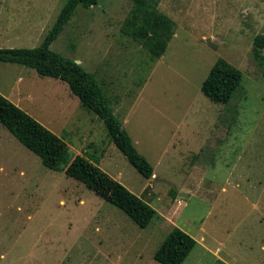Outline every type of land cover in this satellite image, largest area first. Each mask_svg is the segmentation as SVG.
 Listing matches in <instances>:
<instances>
[{
  "label": "rangeland",
  "instance_id": "rangeland-1",
  "mask_svg": "<svg viewBox=\"0 0 264 264\" xmlns=\"http://www.w3.org/2000/svg\"><path fill=\"white\" fill-rule=\"evenodd\" d=\"M66 1L19 0L30 26L17 35V0H0V48L38 46ZM132 5L77 6L50 48L95 75L155 177L126 160L59 79L0 61V94L72 155L98 160L155 215L139 227L82 182L45 167L0 122V264H160L153 252L173 227L196 241L182 264H264V76L252 54L254 36L264 33V0H161L173 33L157 58L121 33ZM218 57L242 72L227 103L200 90ZM191 163L219 184L212 193H178Z\"/></svg>",
  "mask_w": 264,
  "mask_h": 264
},
{
  "label": "trees",
  "instance_id": "trees-1",
  "mask_svg": "<svg viewBox=\"0 0 264 264\" xmlns=\"http://www.w3.org/2000/svg\"><path fill=\"white\" fill-rule=\"evenodd\" d=\"M161 0H133L121 33L147 49L152 57H160L173 33V21L158 10ZM97 0H67L61 7L51 28L41 43L33 48H0V61L17 63L34 69L41 76H49L66 83L84 107L102 121L107 134L126 160L145 178L153 174V167L138 152L122 121L114 114L105 91L95 75L79 63L50 48V44L72 18L76 7L90 8ZM264 33L252 40V54L262 66L264 76ZM242 80V72L226 59L218 57L203 79L200 90L215 103H227ZM1 124L41 163L54 171L82 182L100 198L113 204L145 228L155 209L141 197L109 177L97 165L98 160L72 155L67 144L39 121L0 94ZM195 239L178 227H173L153 252L160 264H182L195 246Z\"/></svg>",
  "mask_w": 264,
  "mask_h": 264
},
{
  "label": "crops",
  "instance_id": "crops-1",
  "mask_svg": "<svg viewBox=\"0 0 264 264\" xmlns=\"http://www.w3.org/2000/svg\"><path fill=\"white\" fill-rule=\"evenodd\" d=\"M3 7V6H1ZM12 9L16 10V13L11 15L12 19V30L16 32L18 35L20 32H25V23L27 22V26H30V19L28 17H21L19 13V0H17L16 4L14 5V2H12ZM1 28V26H0ZM4 28V27H3ZM5 32H7V29H4ZM4 31H2L3 33ZM155 177V174H154ZM182 186L179 185L178 193L180 195H192L194 193H202L205 196L209 193H212V190H215L217 186H219L218 183H215L212 180H209L207 178H204L200 172V167L196 165L195 163H191L189 166L188 174L183 181ZM210 186H212L210 188ZM221 188V187H220ZM224 190V187L221 188V191ZM173 194H176L172 192ZM178 197V196H177ZM176 200V199H175ZM185 205V204H184ZM177 206V205H176ZM177 208V207H176ZM176 211H179L176 209Z\"/></svg>",
  "mask_w": 264,
  "mask_h": 264
}]
</instances>
